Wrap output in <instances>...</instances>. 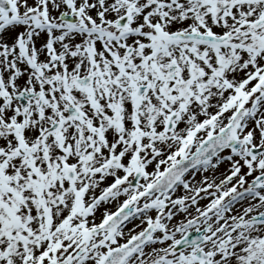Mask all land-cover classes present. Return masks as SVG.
<instances>
[{
	"label": "snow or ice",
	"instance_id": "snow-or-ice-1",
	"mask_svg": "<svg viewBox=\"0 0 264 264\" xmlns=\"http://www.w3.org/2000/svg\"><path fill=\"white\" fill-rule=\"evenodd\" d=\"M0 264H264V0H0Z\"/></svg>",
	"mask_w": 264,
	"mask_h": 264
}]
</instances>
